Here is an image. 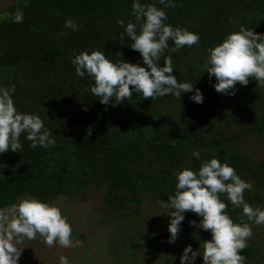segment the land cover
<instances>
[{
	"label": "trees",
	"instance_id": "obj_1",
	"mask_svg": "<svg viewBox=\"0 0 264 264\" xmlns=\"http://www.w3.org/2000/svg\"><path fill=\"white\" fill-rule=\"evenodd\" d=\"M172 3L174 6L165 8L166 23L198 33L200 41L175 52L166 50L163 56L171 55L172 74L178 81L193 82L201 90L200 104L189 99L191 93L152 99L134 92L118 105H102L98 97L82 91L92 81L76 75L71 63L74 52L98 49L112 60L144 66L139 52L128 47L131 41L126 35L121 43L124 29L117 23H142L135 20L132 0H12L0 11L4 15L0 19V85L14 84L17 109L38 113L56 139L53 147L32 148L22 134L19 152L0 154V208L25 195L47 202L58 197L82 201L88 195L97 197L108 211L117 212L128 229L127 224L143 208L162 209L160 200L167 202L176 191L178 170L199 168L201 160L192 157L193 150L200 151L202 160L216 157L232 166L253 185L245 190V201L264 208V85L249 77L246 86L237 82L234 95L220 93L213 101L215 77L209 78L203 67L206 50L241 25L264 33V0ZM17 9L24 13L22 23L12 22ZM66 19H72L78 30L64 28ZM169 46L174 47L172 41ZM181 99L187 105L177 110L180 122L165 123L160 117L162 107ZM209 99L211 108L206 107ZM244 140H251L255 147H245ZM221 199L227 204L225 211L239 223L242 209L232 205L226 194ZM169 219H162L158 230L164 250H150L153 255L170 252L173 263L159 255L156 264H179L187 245L202 253L210 232L189 223L199 222L200 217L186 211L174 243L167 242ZM243 219L247 221V217ZM145 238L148 241L153 236ZM259 247L257 240L247 241V247L240 250L245 264H259L264 251ZM115 251L111 258L119 250ZM195 261L203 264L202 256Z\"/></svg>",
	"mask_w": 264,
	"mask_h": 264
},
{
	"label": "clouds",
	"instance_id": "obj_2",
	"mask_svg": "<svg viewBox=\"0 0 264 264\" xmlns=\"http://www.w3.org/2000/svg\"><path fill=\"white\" fill-rule=\"evenodd\" d=\"M163 5L158 8L156 4ZM174 6L172 0H155L142 4L132 0V11L139 25L129 20H118L123 27L121 34L131 41L128 45L138 51L144 66L129 63L122 59L112 60L102 50H81L73 53L71 63L78 77L88 76L92 83L82 91L98 97L102 105L112 106L128 100L134 92L144 98H158L172 95L180 98L183 93H191L190 99L197 104L203 102V93L194 87L193 82L178 81L173 75V59L164 52L178 51L198 44V33L187 28L174 27L166 23L165 8ZM13 23H22L24 13L15 10L11 16ZM64 28L78 30L72 19L64 21ZM172 41L174 47L169 46ZM204 58V72L209 78L215 77L216 92L234 95L236 84L246 86L249 77L257 84L264 85V33L254 32L243 25L237 31L228 33L219 43L209 47ZM121 54L119 53V56ZM163 56V65L160 59ZM131 86V88L129 87ZM14 84L0 85V154L5 151L19 152L22 149L21 136L30 141V147H53L56 139L38 113L21 112L14 103ZM192 157L201 160L198 169L184 167L175 173V193L168 196L167 202L160 200V207L169 209L168 243H174L180 231L184 213L191 211L200 217L199 222L189 223L194 227L210 232V239L203 241L202 253L193 250L191 245L183 248L179 264H194L196 257L202 256L203 264H245L246 257L240 250L247 247L252 236V227L247 221L264 225V208L252 207L244 199L245 190L253 185L242 179L235 169L226 162L212 157L201 159V153L193 150ZM227 200L242 209L239 223L225 211ZM73 229L61 209L54 203L38 197L25 195L6 208H0V264H18L22 247L18 245L27 238L33 240L39 234L48 247L59 245L62 248L82 246L83 242L72 238ZM59 264H70L61 255Z\"/></svg>",
	"mask_w": 264,
	"mask_h": 264
},
{
	"label": "rangeland",
	"instance_id": "obj_3",
	"mask_svg": "<svg viewBox=\"0 0 264 264\" xmlns=\"http://www.w3.org/2000/svg\"><path fill=\"white\" fill-rule=\"evenodd\" d=\"M11 1L0 0V11L7 9ZM3 18L4 15H0V19ZM63 38V36H60V39ZM104 38H107L106 34ZM71 40L74 41L73 39ZM213 95V101L218 100L220 93L214 92ZM175 101L168 107H162L160 117L165 123L180 122L181 114L177 110L182 104H187L183 99ZM213 101L209 99L206 102V107L211 108ZM191 103L193 102H188V104ZM251 145L254 148L256 144L251 140H244L245 147L251 148ZM51 203L56 204L61 209L62 215L67 217L73 229L72 238L82 241V246L62 248L57 244L53 247H48L44 243L43 237L38 234L35 239L28 240L25 238L18 245L23 248L18 264H59L61 255L66 256L70 264H156L160 260L157 257L159 255L173 263L172 257H169L170 252L163 251L153 255L154 253L150 250L151 248L164 250L161 246L162 238L158 230H160V221L169 218V209L150 210L143 208V211H139V214L134 217L131 224H127L130 226L127 229L124 222L121 224L120 219L122 218H120L119 214L108 211L97 197L87 195L82 201L58 197ZM150 236H153V238H149L147 241L145 237L148 238ZM254 239L257 240L263 250L264 225H254L252 227V236L248 240L252 241ZM115 248L119 251L115 254L114 259L110 257V253L114 256V253H116ZM147 249L148 253L145 252ZM261 253L263 258L259 264H264V251ZM197 263L195 261L194 264Z\"/></svg>",
	"mask_w": 264,
	"mask_h": 264
}]
</instances>
